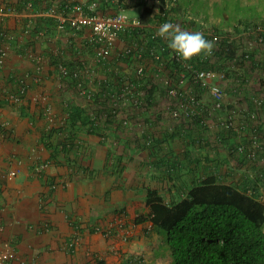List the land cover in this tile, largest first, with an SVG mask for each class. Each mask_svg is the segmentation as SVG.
<instances>
[{"label":"trees","instance_id":"obj_1","mask_svg":"<svg viewBox=\"0 0 264 264\" xmlns=\"http://www.w3.org/2000/svg\"><path fill=\"white\" fill-rule=\"evenodd\" d=\"M92 1H97V12L101 14L120 9L131 10L145 2H90ZM188 2L177 0L169 9L160 8L159 12L145 6L139 15L145 25L167 19L181 20L183 13L190 12ZM66 5L67 0H17L5 3L4 8L0 4V9L12 8L16 12L28 9L38 12L48 11L54 6L55 14L48 18L57 23L55 15L58 12L68 14L69 8ZM195 15L201 16L197 13ZM204 19L208 21L206 17ZM181 21L183 22L184 18ZM243 23L239 27L235 26L240 32L238 34H242L244 28L254 33L246 37L237 36L235 30L228 31L213 24L215 34L224 37L213 46L211 54H201L190 61L176 59L174 52L167 47L165 39L159 36L153 38L151 26L122 33L121 38L132 48L131 55L135 54L141 61L137 51L141 50L147 55L152 49H162L165 68L163 66V70L159 71L153 66L159 65L152 62L148 65L146 75L137 78L134 68L129 73L123 69V66L130 62V55L114 53L106 63L97 66L100 73H104V78L100 83L101 91L95 95L93 101L102 107L93 108L92 103H69L66 108L67 119L50 129L49 137L54 133L63 137L61 151L66 154L74 147H77L78 152H83L82 144L76 142L80 133L105 138L112 133L116 136V141L127 138L126 149L130 150L134 143V147L146 153V161H149L148 165L152 168L156 181L150 185L146 184L143 188L144 202L149 210L138 215L134 222L150 224L148 235H160L164 245L170 250L173 264H264V167L261 168L262 165L259 164L264 159V142L262 141V147L253 156L248 151L239 150L241 144L249 145L254 134H258L260 139L264 137L263 124H254L255 119L260 117H252L255 111H252L250 106L251 111L248 110L245 116L234 119L236 122L244 118L240 121V126L244 125L240 130L249 129V133L245 134L246 140L238 141L236 124L225 127L220 120L214 119L220 113L216 111L215 114H210L206 105L207 100L209 101L206 88L196 83L192 78V71L187 70L186 75L191 81L189 93L201 99L206 97L207 100L197 108L195 115L175 121L177 125L171 128H164L167 123L165 119L168 115L172 116L161 98L165 95L164 91L159 88L160 81L166 77L171 79V85H179L182 79L180 71L186 69L183 66L185 62H192L201 69L225 71L229 84L232 79L236 85V95H241L245 87L252 86V76L257 73L264 86V20L262 23ZM38 24L32 23L29 33H38ZM191 24L198 25L196 21ZM184 30L188 31L186 28ZM8 33L10 32L6 28H0V46L4 41H8ZM142 33H145L147 38H141ZM205 38L213 40V37ZM88 42L90 45L91 42ZM82 60L89 61L86 58ZM82 60L66 64L74 67ZM136 61L138 62L135 60V63ZM255 71L257 73H252ZM66 82L73 90H77L74 80L67 79ZM128 82H134V88L145 91V94L140 107L130 108L133 111L131 124L125 125L122 119L115 117L111 108H107V98L104 94L105 91L108 94H119ZM76 95L79 96L78 92ZM232 109L234 107L228 105L227 110ZM0 130H4L5 135L8 133L5 128L0 127ZM176 142L181 144L179 149L175 146ZM55 145L56 151L59 152V145ZM222 148L226 150L225 158L220 155ZM76 160L77 158L73 159L74 162ZM112 161L109 171L121 176L125 169L123 156L117 155ZM175 190L179 191L180 198L171 197V200H167L164 192L172 196ZM117 212L114 210V213ZM91 231L95 232L96 228ZM102 263H105L104 260L100 262Z\"/></svg>","mask_w":264,"mask_h":264},{"label":"crops","instance_id":"obj_2","mask_svg":"<svg viewBox=\"0 0 264 264\" xmlns=\"http://www.w3.org/2000/svg\"><path fill=\"white\" fill-rule=\"evenodd\" d=\"M9 1L17 0H0L2 8ZM135 10L140 9L131 13ZM49 16L44 10L11 13L0 9V28L15 36L1 43L8 51L0 66V125L5 124L8 133L0 130V252L11 245L12 257L6 264H97L94 257L98 252L103 251L104 256L115 246L110 248L111 244L103 240L96 242L99 232L91 230L100 229L119 203L135 196L140 179L134 182V177L126 175L131 169L136 174L143 171L139 170L143 158L133 150H140L144 156L146 153L140 148L126 149L125 141L116 148L123 139L116 141L112 133L106 140L80 133L76 142L82 144L83 152L74 147L68 154L61 151L62 136L54 133L49 137L51 127L67 119V105L82 102L71 85H66L58 65L83 58L92 62L96 53L88 42L89 28L76 34L60 30L58 20L52 22ZM32 23H39L38 33L26 32ZM232 81L225 84L227 103L246 112L251 106L260 113L257 124H263L264 130V106L254 102V98L264 101V86L253 82L254 86L236 95ZM11 94H19L20 101L13 102ZM243 119L235 122L240 142L249 133L248 128L240 130ZM117 155L123 156L125 165L121 176L109 171ZM44 162L49 165L38 173L36 167ZM259 164L264 167V159ZM18 166L22 172L8 178L7 173ZM107 258L104 264H117L110 252Z\"/></svg>","mask_w":264,"mask_h":264},{"label":"built area","instance_id":"obj_3","mask_svg":"<svg viewBox=\"0 0 264 264\" xmlns=\"http://www.w3.org/2000/svg\"><path fill=\"white\" fill-rule=\"evenodd\" d=\"M91 0H67L66 7L69 8L68 14H63L58 12L56 14V18L58 20L57 27L60 30L74 32L83 30L84 28H89L90 35L89 41L91 45L95 48L96 55L94 56L93 62L82 60L80 64H76L74 67H70L65 62H61L58 65L59 72L62 77L67 79H72L76 82V91L79 94V97L82 99L83 103H92L93 108H101L102 106L95 103L93 101L96 94L101 91L100 83L104 78V75L100 73L98 70V65H102L106 63L107 59H110L112 55L115 53L116 55H130V62L126 63L123 66L125 72H131V69H135V73L137 78H141L146 75V70H148V65L152 64V62L158 64L159 66H154L159 71H162V67L165 65L163 63L164 56L162 49H152L150 54L144 55V53L139 50L137 51V55L142 58L137 59L134 55H131L132 48L124 42V39L121 38V34L124 32H131L136 28L145 29L147 26H151V34L153 38L158 37L156 35L159 27L164 22H171L174 25L179 24L182 29H188V31H199L204 34V36L213 37L211 41L213 46L222 39L223 35H216L215 30L213 28V24L209 23L202 16H196L191 12L183 13L184 21L181 20H171L167 19L165 21L159 22L157 21L155 24L145 25L142 23L140 15H135L131 13V10L135 8H139L140 11L145 8V6H149L153 8L154 12H159L160 8H164L165 10L171 7L173 2H177V0H145L142 5L139 7H133L131 10L120 9L119 11L101 14L97 12L98 3L97 1ZM30 7V6H28ZM8 12L15 13V9L9 8ZM88 11H91L90 13ZM47 13L50 15L55 14L54 6L51 7ZM192 21H196L198 23L197 26H193L191 24ZM29 28L26 32H29ZM148 28V27H147ZM264 30V28H262ZM250 33H254L252 31L243 32L237 36H243L245 34L250 35ZM7 40L6 42H10L15 39V36L11 33L6 34ZM235 37V36H234ZM141 38H147L145 33L141 34ZM260 41H262L260 39ZM230 42V41H229ZM146 43V42H144ZM8 51V47L1 46L0 47V66H2L5 62V56ZM176 59L181 60L175 53L173 54ZM153 59H152V58ZM135 60H138V62ZM183 66L186 68L185 70L180 71L181 83L179 85H171V79L166 77L162 79L159 83V88L164 91V97H161L166 106L168 107V113L171 114L172 118L175 120H179L182 118H187L197 113V108L206 101L207 98V109L210 114H215L216 111L220 113V122L225 125V127H229L231 125H235L234 119L239 116H245L248 113H242V109L239 110L233 109L232 111L228 109V103L226 98L228 96L227 86L225 85L228 81V77L226 76L225 71L215 70L213 68H198L192 62H185ZM187 70L192 71V78L196 83L201 84L202 87L206 88L207 98H199L194 94H190V80L186 75ZM67 85V82H66ZM218 90V91H214ZM145 91L138 90L134 88V82L125 83L121 89V93L116 94H108L105 91L104 96L107 98V108L112 109V113L115 117H118L123 120L125 125H129L130 118L133 115V111L130 110L132 107H140L143 103V95ZM10 99L13 102L20 101L21 96L19 94H11ZM254 102L261 107L264 102L262 98H254ZM230 106V105H229ZM239 107V106H237ZM225 109V110H224ZM223 112V115L221 114ZM252 113V117L258 115V113ZM232 120V121H231ZM214 121V120H213ZM140 125L141 123L138 122ZM246 125V123H245ZM1 128L6 129V125H0ZM244 127V125H243ZM111 135L108 134L107 137H100L101 139H107ZM251 142L247 146L246 144H241L239 150L241 152L248 151L251 156L255 155L260 147H262V140L260 139L258 134H254L251 137ZM49 165V162H44L38 164L36 170L38 173H42L43 170ZM22 172V168L19 166L10 170L7 173L8 178H15ZM12 257L11 245L7 244L5 249L0 252V264H6ZM25 264V263H23Z\"/></svg>","mask_w":264,"mask_h":264},{"label":"rangeland","instance_id":"obj_4","mask_svg":"<svg viewBox=\"0 0 264 264\" xmlns=\"http://www.w3.org/2000/svg\"><path fill=\"white\" fill-rule=\"evenodd\" d=\"M184 1L186 2L189 1L188 10H190L191 13L193 14L197 13L202 17H206L209 23L215 24L216 26L222 29H226L228 31L235 30L237 35H239L238 33L240 32H238L235 29V26L239 27L240 25H242L243 22L246 21H248V23L250 22L262 23L264 20V0H184ZM132 13L138 15L140 14V10H135ZM242 31L247 32V29L244 28ZM246 35L247 34H245L244 36L246 37ZM252 82H255L256 84L259 83V85H261L262 87L258 75H254V79H252ZM262 106H264V102L262 103ZM221 114L223 115V112H221ZM219 118L220 116H217L214 119L218 121ZM165 120L167 121V123L165 124L164 128H167L168 126H170L171 128V126L177 125V122H175L177 120L173 119L169 115ZM259 120H261V118L255 119L254 124L256 125V123H258ZM263 138H261V140L264 142ZM124 141L126 142L125 138L122 140V143L121 141H119L115 147L117 148L121 146V144H125ZM133 144L130 146L131 151L132 149H134ZM175 146L177 149H179L181 144L176 142ZM133 151H136V155L141 156V158H143L142 164L139 169L140 171L142 170L143 171L140 172L139 174H136L137 172H135L134 169L132 172L131 169L126 175V178L132 176V178L134 177V182H136L139 178L140 179V181L138 182L139 186H137V189L134 190L135 196L132 199L127 201L124 200L122 204L119 203L118 208L116 209L118 212L117 213L112 212L111 215L114 214L113 216L108 215L109 217L108 216L105 217L104 222H102V224L100 225L101 228L100 229L96 228V231L99 232V234H97L95 237L96 242L98 241L100 242L103 240L104 243H106V245L111 244L109 245V247L112 245L115 247L114 248L110 247L111 249H108L106 253L104 252L105 253L104 256L101 254L103 251L102 252L99 251L98 255L95 256L94 259L97 264L99 263V261L102 260L108 263L107 256L109 255L110 252L111 256L115 257L114 262L116 261L117 264H173L171 261L170 250L168 247L164 245V241L160 237V235L158 234H153L151 236L148 235L147 230L149 229L150 224L149 223L135 224L134 222L135 218L138 215L145 213L149 210L144 202L143 188L145 187L146 184L150 185L152 182H155L156 178H154L155 177L154 173L152 174L148 172L149 170L148 166L150 165H148L149 161H146L145 158L146 156L142 155V153H140V150H133ZM220 155L221 158H225L226 150L224 148H222ZM141 182H143L144 184L143 186L140 185ZM164 195L167 198V200H171V197L177 199L180 198V193L177 190H175V193H173L172 196L166 192H164ZM130 248L131 250L128 251V249ZM125 258H127V261H125ZM123 260L124 262H122Z\"/></svg>","mask_w":264,"mask_h":264},{"label":"clouds","instance_id":"obj_5","mask_svg":"<svg viewBox=\"0 0 264 264\" xmlns=\"http://www.w3.org/2000/svg\"><path fill=\"white\" fill-rule=\"evenodd\" d=\"M156 35L165 39L167 47L182 61H190L201 54H211L213 49V43L207 40L202 32H190L171 22H164Z\"/></svg>","mask_w":264,"mask_h":264}]
</instances>
